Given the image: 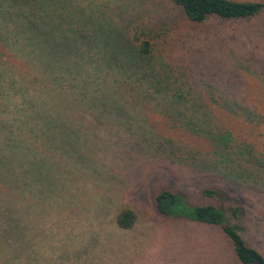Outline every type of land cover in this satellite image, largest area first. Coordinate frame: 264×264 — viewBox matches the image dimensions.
Segmentation results:
<instances>
[{
  "label": "rangeland",
  "instance_id": "obj_1",
  "mask_svg": "<svg viewBox=\"0 0 264 264\" xmlns=\"http://www.w3.org/2000/svg\"><path fill=\"white\" fill-rule=\"evenodd\" d=\"M22 1L0 0V264H238L218 228L156 211L152 197L164 188L221 208L264 255V0H249L263 4L253 17L210 16L200 24L170 0H28L37 8L29 24L44 21V30L29 28L37 34L25 32L24 13L13 16L11 3ZM55 15L83 24L97 48L108 33L121 34L128 49L139 31L151 45L139 65L152 77L141 84L139 75L129 80L121 72V108L90 107L78 89L85 78L97 95L96 81L71 68L74 53L62 49L70 47L67 33L51 39ZM51 45L62 55L50 54ZM63 65L70 90L40 82ZM59 94L77 105L52 123L43 115L57 109L40 107L56 104ZM109 95L104 88L103 98ZM207 188L215 196L204 195ZM9 206L20 211L13 237ZM121 208L135 216L126 230L113 221ZM67 226L73 241L64 237Z\"/></svg>",
  "mask_w": 264,
  "mask_h": 264
},
{
  "label": "trees",
  "instance_id": "obj_2",
  "mask_svg": "<svg viewBox=\"0 0 264 264\" xmlns=\"http://www.w3.org/2000/svg\"><path fill=\"white\" fill-rule=\"evenodd\" d=\"M170 1L181 9L182 14L187 21L194 24H200L210 16H214L222 20L250 18L258 14L263 7V4L261 2L249 1V0H244V1L170 0ZM22 2H23L22 4L11 3L12 5L11 7L14 13L13 14L14 17H18L19 12L21 14L20 17L16 18L17 20L22 18L23 16L22 13L25 14V17L27 18L25 32L37 34L35 31H31L29 28H33V27L37 28L38 26L42 28V30H44L43 19L42 22L40 23L33 22L35 26H31L29 24L32 21V19H34L33 14L37 13V8L31 9L30 7H27L25 4L26 2H28V0H23ZM29 2L30 4H32L31 1ZM57 16L58 15H55L54 19L52 18L47 25L49 31L53 30L50 36L51 39H53L52 36L55 35V32H57V38L55 40L58 41L63 36V34L61 33H67L68 34L67 36H69L70 47L69 49L67 48H62V49H66L67 52L74 53L75 61L72 64H70L71 68L74 69L75 72H79V69L80 70L82 69V71L85 72L86 76H88V78L92 82L94 80L96 81V89H98L99 91L97 92V95H93V92L95 91L90 89V84L88 80H86L85 78H81L82 80L79 79L81 80V82L78 90L80 91V93L86 92L82 94L80 97L84 98L88 94V99H89L88 105H90V107L91 106L98 107L99 105L104 104L105 106L108 107L121 108V105L118 106V99L121 97L118 92V90L121 89V87L119 86L120 80L118 78H119V73L121 72L124 75H126L128 78H130L129 80L136 79L137 75H139L140 77L137 79H139L138 83L141 84H144L147 78L150 79V77H152L151 75L148 76L149 72L146 71L148 70L147 68L145 69L142 65H139V61L143 60L144 57H148V55H150L151 53L150 43L148 42L147 39L141 38L142 33H140L139 31L132 34L131 36L132 38H130V41L131 44L132 43L133 44L132 47L130 46L128 47V49H124V46L126 45H121V42H124L120 38L121 34L112 35L108 33L105 34L103 38L102 37L99 38V42H103V44L101 45L103 47L97 48V46L92 43L93 41H95L93 39L94 33L92 32L87 33L86 31H84L83 24H81L79 21L72 20L71 16L62 18V21H59L58 18H56ZM21 20L19 22H21ZM23 21L25 22V20ZM57 28L60 31L57 30ZM116 33H121V31H117ZM84 41H87V43L85 44ZM108 42H110L111 45ZM51 46L53 48H50L49 50L50 54L52 55L61 54L62 50L59 49L61 47L59 46L54 47L53 45ZM80 48L83 49L79 50ZM47 67L43 68L42 71H40V74L47 73ZM86 68H88L89 70ZM59 70H60L59 74L58 72H56L57 76H55L53 80L49 76L46 77L44 76L42 78L43 80L40 79L41 80L40 82L47 88H48L47 82H56L57 84H59L58 85L59 87L63 86L64 88H68L70 90L71 86L68 85L66 86L67 83L64 81L65 73L70 72L69 66L68 65L66 66L63 65V67L60 66ZM109 80L111 81L107 82ZM161 80L163 79L161 78ZM161 80L154 79V82L160 84L163 82V81L161 82ZM24 85H27V82ZM104 88H109V90H111V95L107 96L106 98H103ZM158 90L159 89L156 88V91ZM179 97H181V95ZM55 99L57 100L56 104L46 105L48 107L46 106L40 107L45 111H48L46 110L48 108L57 109L58 113L56 112L54 113V115H49V114L47 116L43 115V117H49V120L52 121V123L64 121L67 117L70 116L68 114H72V112L75 110L74 107L77 105L76 100L72 99L73 102L72 103L67 98H64L62 94L55 96L54 100ZM93 99H96L97 101H94ZM32 103L33 101L30 102L29 105H31ZM56 126L60 127V124H57ZM11 171H14L12 167L6 170L5 179H7L10 176ZM31 178H32L31 180L34 182H37L39 179V177L36 178L31 177ZM16 182L17 180L15 179V184L17 185ZM31 184L32 183L28 182L30 188H32ZM27 192L26 190L24 191V197L25 196L27 197V200L30 204L35 205L34 201L35 202L37 201L36 199L33 198V195H31L32 192L29 191L31 192L30 195L32 196V198L30 195H27ZM47 193L50 194L51 192L47 190ZM203 194L208 197H213L215 196V190L207 188L203 190ZM18 195H19L18 190L16 194L14 192L9 194L10 198L12 197L18 198ZM10 200L11 199H9V201L6 202L10 203ZM152 202L156 211L162 216L173 218L175 220H181V221L187 219V221L190 222L192 221V223L194 222L197 225H201V226L203 225L208 228H218L229 242L231 246V250L238 264H264L263 253L246 243V241L238 232L236 227L231 222H228L226 220L224 211L221 208L213 204H190L187 202L185 197L180 192L166 188L159 189L153 195ZM237 210H238L237 206H231L230 214L232 217H235L237 215ZM19 214H20L19 209L17 208L13 209L10 208L9 206L8 215H10L9 219H11L9 223L10 224L11 222L13 223L10 225L8 229L9 232L8 236H10V234L12 237L18 235L17 220L18 217H20ZM19 219H25L24 215H21V218ZM30 220H31L30 214H28L27 222ZM134 220H135V216L130 208L119 209L114 215V219H113L116 227L122 230L131 228L134 223ZM68 226L66 228V231L64 232V237L73 241V239L69 235V233L71 232V227ZM40 229L41 231L44 230L42 226H40ZM45 240L46 239H44V241ZM8 247L9 250L15 251L12 250L14 246L12 247V245L8 244ZM10 254L12 255V253ZM31 259L32 258H28L26 264H33Z\"/></svg>",
  "mask_w": 264,
  "mask_h": 264
}]
</instances>
